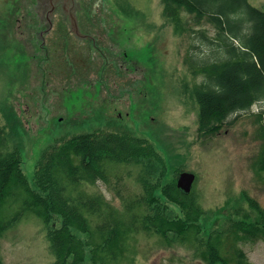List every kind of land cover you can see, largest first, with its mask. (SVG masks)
<instances>
[{
	"label": "rangeland",
	"instance_id": "1",
	"mask_svg": "<svg viewBox=\"0 0 264 264\" xmlns=\"http://www.w3.org/2000/svg\"><path fill=\"white\" fill-rule=\"evenodd\" d=\"M118 1L79 0L80 30L89 35L81 38L62 16L54 28L50 22L46 33L53 32L44 33L37 0H0V125L9 148L20 155L30 186L39 190L36 167L58 138L102 129L150 141L152 158L165 167L160 184L173 180L179 169L195 173L203 235L223 224L232 205L251 210L244 192L264 207V182L255 165L264 149L256 116L264 100L230 117H237L232 125L207 137L199 134V104L192 89L205 76L193 73L189 58L210 62L219 57L216 46L202 36L217 41L218 28L207 18L197 22L183 14L178 29L164 16L162 0H130L139 15L128 18L117 10ZM249 2L264 11V0ZM152 166L112 164L107 179L81 188L123 209L126 202L148 198L142 177L162 196L156 187L159 173L153 174ZM6 201V217L23 208L22 195ZM162 201L169 213L182 215L178 206ZM53 226L25 211L0 238L3 264L54 263L49 240ZM129 242L130 252L119 264H206L181 243H162L157 233H136ZM244 249L251 263L264 264V240Z\"/></svg>",
	"mask_w": 264,
	"mask_h": 264
},
{
	"label": "trees",
	"instance_id": "2",
	"mask_svg": "<svg viewBox=\"0 0 264 264\" xmlns=\"http://www.w3.org/2000/svg\"><path fill=\"white\" fill-rule=\"evenodd\" d=\"M162 1L164 16L178 29L183 27V14H190L197 22L207 18L219 30L217 41L202 35L221 53L216 60L200 62L193 54V59L189 58L193 73L205 76L192 91L199 104V134L207 137L225 124L232 125L237 118L229 120L233 115L264 100V11L249 0ZM117 5L125 17L139 15L130 0H119ZM256 116L261 125L259 138L264 139V108ZM5 133L0 125V238L25 211H31L46 224L54 222L49 232L56 257L52 264H85L88 260L119 264L130 252V237L144 231L157 233L168 246L185 245L206 264H253L244 245L264 240V207L244 192L251 210L232 205L223 224L203 235L200 220L204 210L196 200L194 185L190 193L177 186L176 177L183 169L173 180L160 184L166 177L165 167L161 160L152 158L155 148L150 141L102 129L62 136L46 149L36 167L37 190L30 186L20 155L9 148ZM144 162L154 164L153 174L159 173L156 187L162 196L155 195L154 186L148 187L146 176L142 181L148 198L126 202L123 209L81 188L83 183L107 179L112 164ZM255 165L264 182V149ZM20 195L23 208L4 216L7 198ZM162 199L178 206L182 215L169 213Z\"/></svg>",
	"mask_w": 264,
	"mask_h": 264
},
{
	"label": "water",
	"instance_id": "3",
	"mask_svg": "<svg viewBox=\"0 0 264 264\" xmlns=\"http://www.w3.org/2000/svg\"><path fill=\"white\" fill-rule=\"evenodd\" d=\"M80 8L81 4L79 0H37L35 7L36 12L40 16L41 21L45 23L47 29L48 26L51 25L50 22H54L56 12L60 10L63 18L69 21L70 28L72 29L71 31H73L74 35L76 34L83 38L89 35H86L80 30L77 15V11L80 10ZM195 178L196 175L192 172H182L178 177L177 186L184 193H190Z\"/></svg>",
	"mask_w": 264,
	"mask_h": 264
},
{
	"label": "flooded vegetation",
	"instance_id": "4",
	"mask_svg": "<svg viewBox=\"0 0 264 264\" xmlns=\"http://www.w3.org/2000/svg\"><path fill=\"white\" fill-rule=\"evenodd\" d=\"M61 16H62V14H61L60 10H58V11L56 12V14H55V20H54V22L56 23L57 18L60 19ZM62 18H63V16H62ZM62 21H63V23H64L65 25L68 24L67 26H69V21H68V22H67V21H64V20H62ZM53 26H55L54 23H53ZM53 26H52V27H53ZM80 27H81V26H80ZM53 28H54V27H53ZM43 29H45V27H44ZM46 30H47V27H46ZM46 30L44 31V33L47 32ZM51 31L53 32V29H52ZM51 31H50V32H51ZM81 31H82V30H81ZM50 32H49V33H50ZM82 32H83V31H82ZM49 33H46V34L48 35Z\"/></svg>",
	"mask_w": 264,
	"mask_h": 264
}]
</instances>
